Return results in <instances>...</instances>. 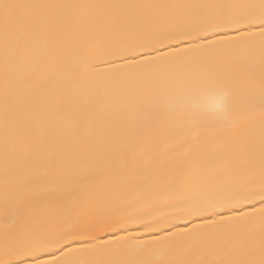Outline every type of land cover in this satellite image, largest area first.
<instances>
[{
  "label": "snow or ice",
  "instance_id": "obj_1",
  "mask_svg": "<svg viewBox=\"0 0 264 264\" xmlns=\"http://www.w3.org/2000/svg\"><path fill=\"white\" fill-rule=\"evenodd\" d=\"M0 223V264H264V0H0Z\"/></svg>",
  "mask_w": 264,
  "mask_h": 264
},
{
  "label": "bare ground",
  "instance_id": "obj_2",
  "mask_svg": "<svg viewBox=\"0 0 264 264\" xmlns=\"http://www.w3.org/2000/svg\"><path fill=\"white\" fill-rule=\"evenodd\" d=\"M21 3H48V4H96V3H140L144 0H19ZM187 2H215V3H225V2H237V3H250L258 2V0H187ZM70 43L75 40V36L68 34L65 36ZM0 228H2V223H0Z\"/></svg>",
  "mask_w": 264,
  "mask_h": 264
}]
</instances>
